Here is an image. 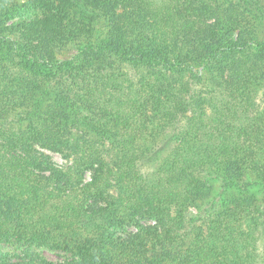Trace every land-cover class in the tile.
<instances>
[{"label":"trees","instance_id":"16d2710c","mask_svg":"<svg viewBox=\"0 0 264 264\" xmlns=\"http://www.w3.org/2000/svg\"><path fill=\"white\" fill-rule=\"evenodd\" d=\"M261 1L0 0V264H264Z\"/></svg>","mask_w":264,"mask_h":264},{"label":"rangeland","instance_id":"374dc122","mask_svg":"<svg viewBox=\"0 0 264 264\" xmlns=\"http://www.w3.org/2000/svg\"><path fill=\"white\" fill-rule=\"evenodd\" d=\"M4 1L22 5L27 0H4ZM261 3L263 4V7H264V0H262ZM44 15L46 14L42 10H34V11L32 10V11L23 13L22 18L27 21H30L34 19L35 17L42 18ZM247 21L250 27L254 29L259 39L264 41V20H260L256 14H250L247 17ZM73 54H74V51H68L63 55L55 56L54 58L58 60H67L71 58ZM47 92L50 94L43 95L44 93L39 92V94H41L39 98L43 100L45 105L51 103L53 99H56V96H55L56 94L52 89H50ZM49 155L57 165H62L64 163L63 159L59 155H56V154H49ZM243 178L245 182L241 180L237 184L235 183L232 186V188L229 190V193L234 194V195H245L249 197L250 199H252L257 204L263 203L264 202V183L259 178H257L255 175L251 173L250 174L246 173V175ZM87 179H89V176L87 177ZM242 182L245 184L242 185ZM210 185H211L210 196L207 197L206 202L211 201L212 199L218 197L222 192V182L221 181H211ZM244 186L246 187L243 188ZM43 254L47 259H50L52 261H58L61 258V254H58V253H50L48 251H43Z\"/></svg>","mask_w":264,"mask_h":264}]
</instances>
